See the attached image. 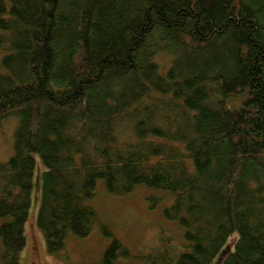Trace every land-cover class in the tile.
Listing matches in <instances>:
<instances>
[{
	"label": "trees",
	"instance_id": "1",
	"mask_svg": "<svg viewBox=\"0 0 264 264\" xmlns=\"http://www.w3.org/2000/svg\"><path fill=\"white\" fill-rule=\"evenodd\" d=\"M9 120L0 264H22L36 157L49 255L99 231L103 264H264V0H0ZM99 182L156 191L176 232L133 252L91 205Z\"/></svg>",
	"mask_w": 264,
	"mask_h": 264
},
{
	"label": "rangeland",
	"instance_id": "2",
	"mask_svg": "<svg viewBox=\"0 0 264 264\" xmlns=\"http://www.w3.org/2000/svg\"><path fill=\"white\" fill-rule=\"evenodd\" d=\"M165 65L166 58L158 57ZM16 121L9 120L0 128V161L7 162L13 155V131ZM45 167L40 157H36V168L33 178L32 205L26 227L27 247L22 253V264H103L102 255L111 239L105 238L99 231H94L87 239L70 238L63 257L49 255L43 235L38 229L37 218L42 198V179ZM158 194L146 187H139L130 196L118 198L109 195L103 182H99L96 198L92 202L101 221L113 231L117 240L137 253L143 245L153 242L157 231L176 232L174 223L165 219L162 202L158 208L151 210L147 198ZM237 235H234L236 238ZM118 264H134V261H122ZM215 264V263H213Z\"/></svg>",
	"mask_w": 264,
	"mask_h": 264
}]
</instances>
